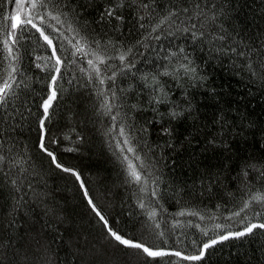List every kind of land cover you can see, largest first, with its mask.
<instances>
[{
    "label": "trees",
    "instance_id": "obj_1",
    "mask_svg": "<svg viewBox=\"0 0 264 264\" xmlns=\"http://www.w3.org/2000/svg\"><path fill=\"white\" fill-rule=\"evenodd\" d=\"M114 2L64 0L82 34L124 49L133 47L128 59L135 67L121 72L119 60H111L108 63L116 69L101 67L105 76L116 70L115 81L94 86L80 71L87 68L86 61L68 63L74 59L69 55L70 46L57 40L63 49L60 54L67 59L63 79L58 82L59 99L46 123V142L62 164L81 174L94 202L115 229L129 237L143 236L151 246L198 254L203 242L221 231L241 227L239 218L225 219L241 206L245 191L241 170L249 163L264 164V79L251 75L246 66L251 59L258 72L264 71V0H157L154 7L160 12L187 7L189 13L181 14L179 20L188 26L196 23L198 28L205 22L207 39L193 40L190 32L180 31L172 36L165 33L160 41H145L147 47L137 44L145 30L139 28L142 10L131 0L118 9L124 16L118 31L113 27L116 21L101 19V11ZM197 3L206 16L216 14L214 24L195 15ZM12 8L9 0H0V17ZM24 35L27 38L19 44L22 83L17 96L0 108V154L8 158L0 165V264H124V253L105 239L79 183L51 165L38 148L37 117L50 73L36 65L47 62L44 58L50 49L34 29ZM214 35L225 39H214ZM232 47L249 55L240 57L230 51ZM180 48L197 69L195 79L161 74L169 64L163 57ZM109 54L115 55L111 50ZM146 74L147 81L143 79ZM152 75L158 84H153ZM154 87L163 91L153 92ZM98 88L109 95L115 92L117 108L113 111L118 110L122 120L132 126L139 147L155 162L158 203L145 197L157 210L154 221L138 206L141 194L126 182L121 162L113 154L114 142L108 135L112 121L100 110ZM154 96L162 102L157 103ZM173 110L183 115L172 119L169 113ZM165 128L171 129L170 135L163 132ZM211 140L216 143L210 144ZM69 148L74 150L67 151ZM13 157L24 158L27 172L18 173L10 163ZM248 172L252 190L264 189L258 173L251 168ZM12 179H17L16 186ZM181 211L197 215H177ZM216 224L231 228L216 229ZM158 231L165 236L158 237ZM155 264L162 262L158 258ZM179 264H264V230L222 241L208 249L202 260Z\"/></svg>",
    "mask_w": 264,
    "mask_h": 264
},
{
    "label": "snow or ice",
    "instance_id": "obj_2",
    "mask_svg": "<svg viewBox=\"0 0 264 264\" xmlns=\"http://www.w3.org/2000/svg\"><path fill=\"white\" fill-rule=\"evenodd\" d=\"M14 4V8L10 9L5 15L0 17V108H4L9 100L17 96V89L22 81L19 79L21 75L20 67V48L19 44L22 39H26L25 33L35 30L39 34V39L44 42L48 49H50V55L44 58L47 62L43 65L37 64L36 67L41 70H47L50 73V79L47 85V95L42 98V102L39 105L41 113L37 117L38 122V148L41 153L46 155L50 159V164L54 165L56 169L61 172L75 178V181L79 183L80 191L82 192L83 199L87 202L91 212L95 215L99 224L102 226V231L105 235V239L113 245L114 248L119 249L124 253V264H155L157 259L162 264H179L180 261H200L202 260L207 250L215 246L216 244L229 239H240L245 236L254 234L255 230H264V189L257 188L252 190L253 186L248 180L249 172L251 168L258 173V179L264 181V164L249 163L241 170L244 177V188L241 198V206L238 210L232 211L231 214L225 219L234 221L238 219L241 227L237 230L221 231L216 238L210 239L207 242H203L198 249V254L188 255L183 251L165 248L162 246H151L143 236L129 237L115 229L109 218L102 212V210L96 205L93 198L90 195L81 174L74 168H70L62 164L56 153L50 149L47 141V128L46 123L50 122L52 112L54 109V102L59 99L58 82L63 79V66L66 62V57L60 53L63 50L56 41L63 39L70 46L71 51L69 55L73 57V60L67 61L68 63H75L77 59L84 60L87 63V68L81 67L80 71L88 76V82L95 85H104L106 80L115 81L117 71L113 70L111 75L105 76L102 65L116 69L117 66L109 64L111 60H119V71L124 69H131L135 67L128 58L133 53V47L124 49L118 47L111 41H102L100 39H91L85 34H82V30L78 27V21L73 19L72 14L67 10V5L64 0H9ZM133 5H136L139 21V28L144 29V34L141 40L137 41V44H143L144 47L148 45L145 41L156 40L160 41L163 34L167 33L168 36H172L175 32L191 33L193 40L207 39L205 22L199 24V28L196 23H192L190 26L185 25L184 21L179 20L181 14H188L189 9L184 7L178 8H165L163 12L157 11L154 5L157 0H131ZM125 7V0H115L114 3L105 7L101 13V19H107L110 22L116 21L113 26L115 30H119L120 24L124 22V16L118 14V9ZM195 8L198 9L195 13L197 17L204 16L205 21H210L212 24L217 19L216 14L206 16L204 10L200 4L197 3ZM3 11V9H0ZM146 17L147 22L146 21ZM187 19H192L191 16H187ZM179 21V22H178ZM63 30V31H62ZM56 34V35H54ZM214 39L224 40V35H214ZM109 50L115 53V55L109 54ZM232 53H237V49L232 47L230 49ZM184 48H180L179 52L169 51L167 55L163 57L164 60L169 62L164 66L162 75H172L177 78L186 76L188 78L195 79L197 76V69L193 66L188 55L184 54ZM184 54V55H180ZM240 57H246L249 55L246 51H239L237 53ZM175 58V59H173ZM41 59L37 57V60ZM170 66H172L170 68ZM247 68L251 75L259 76L264 79V71L258 72L252 62L249 59ZM261 68L264 69V59L261 61ZM145 81L149 79V75L143 77ZM153 84H158L157 77L151 76ZM71 83V81H69ZM163 91L162 89L153 88V92ZM97 96L101 97L100 110L105 115L111 117L112 126L108 129V135L110 141L114 142L113 154L120 160L122 168L126 176V182L130 185H135L141 196L138 198V206L145 211L149 221H154L157 217V210L154 207H150L149 201H146L145 197H149L151 200H156L158 203V180L159 177L155 173V162L151 160L147 153L139 147V143L134 135L132 126L125 123L120 112L113 111L117 108L115 103L116 95L112 91L111 94L106 93L103 88H98ZM157 103L162 102L159 97H153ZM172 119H177L183 112L173 110L169 113ZM165 134H171V129H163ZM50 143L56 144V140H51ZM210 144H215V140L209 141ZM225 148L227 144L223 145ZM264 147V145H262ZM67 151H73L74 149H66ZM11 151V149L9 150ZM8 158L0 154V165L4 164ZM23 157H13L10 161L13 167L18 169V173L22 175L27 172V168L23 167ZM7 175V174H6ZM18 175L17 179L20 178ZM17 179H12L13 186L17 185ZM28 187L31 189L32 185ZM19 190V188H17ZM219 207V206H218ZM197 215L196 212L185 213L181 211L177 215ZM200 219H204L200 216ZM255 221V222H254ZM179 224V221L176 222ZM154 227L160 229L161 225L155 223ZM199 227V225H197ZM216 229L223 230L225 228H231V225L216 224ZM204 231V235H207V231ZM156 235L160 238L165 236L163 231H158ZM180 243V241H177ZM195 244L196 242L193 241ZM163 244L167 245L168 240L164 239ZM166 257H175L176 261H165Z\"/></svg>",
    "mask_w": 264,
    "mask_h": 264
}]
</instances>
